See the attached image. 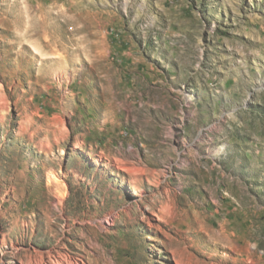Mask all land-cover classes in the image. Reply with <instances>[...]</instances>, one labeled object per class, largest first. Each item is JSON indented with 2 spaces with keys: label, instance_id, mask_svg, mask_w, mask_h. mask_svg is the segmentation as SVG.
Here are the masks:
<instances>
[{
  "label": "rangeland",
  "instance_id": "1",
  "mask_svg": "<svg viewBox=\"0 0 264 264\" xmlns=\"http://www.w3.org/2000/svg\"><path fill=\"white\" fill-rule=\"evenodd\" d=\"M0 264H264V0H0Z\"/></svg>",
  "mask_w": 264,
  "mask_h": 264
},
{
  "label": "bare ground",
  "instance_id": "2",
  "mask_svg": "<svg viewBox=\"0 0 264 264\" xmlns=\"http://www.w3.org/2000/svg\"><path fill=\"white\" fill-rule=\"evenodd\" d=\"M49 178L52 179V180H55L54 178H56V177H55V175H54L52 172H50V173H49ZM157 216H158V215H157ZM158 217H159L160 219H162V217H160V216H158ZM163 220H164V219H163ZM164 222H165V221H164Z\"/></svg>",
  "mask_w": 264,
  "mask_h": 264
}]
</instances>
